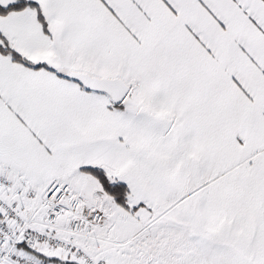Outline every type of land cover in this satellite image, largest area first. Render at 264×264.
<instances>
[{"label":"snow or ice","instance_id":"obj_1","mask_svg":"<svg viewBox=\"0 0 264 264\" xmlns=\"http://www.w3.org/2000/svg\"><path fill=\"white\" fill-rule=\"evenodd\" d=\"M0 264H264V0H0Z\"/></svg>","mask_w":264,"mask_h":264}]
</instances>
